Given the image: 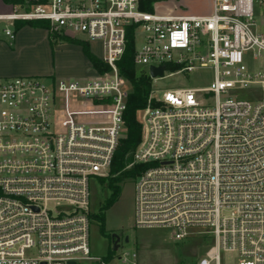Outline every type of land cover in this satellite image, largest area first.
I'll use <instances>...</instances> for the list:
<instances>
[{
  "label": "built area",
  "instance_id": "2783aa9c",
  "mask_svg": "<svg viewBox=\"0 0 264 264\" xmlns=\"http://www.w3.org/2000/svg\"><path fill=\"white\" fill-rule=\"evenodd\" d=\"M5 3L11 39L17 23L45 22L53 37L98 43L105 69L0 77V264H107L91 254L90 185L110 173L124 130L131 85L118 62L131 28L135 65L148 72L213 70L208 86L153 91L158 104L142 111L134 160L149 166L135 178V226L203 235L195 264L231 253V264H264V0H213L210 14L185 16L141 0Z\"/></svg>",
  "mask_w": 264,
  "mask_h": 264
},
{
  "label": "rangeland",
  "instance_id": "374dc122",
  "mask_svg": "<svg viewBox=\"0 0 264 264\" xmlns=\"http://www.w3.org/2000/svg\"><path fill=\"white\" fill-rule=\"evenodd\" d=\"M155 6V3H154ZM155 8V7H154ZM11 7L0 0V12L10 11ZM155 10V9H154ZM156 11V10H155ZM5 21L0 20V65H11L13 62L33 68L53 67L61 69H73L80 61L75 50L63 48L65 44H77L86 40L84 35H78L77 39L54 42L50 38V33L45 35L38 32H29L20 36L16 51V43L5 34ZM31 26L29 22L26 25ZM35 28V27H34ZM39 28V27H36ZM143 32L138 33V44L142 42ZM49 45V49L46 46ZM3 45V46H2ZM7 45L16 53L15 60H9L5 54ZM79 45V44H77ZM91 51L101 57L102 48L89 43ZM95 48V49H94ZM143 67V66H139ZM143 68L147 69L146 66ZM167 70L163 77L153 79V91L161 96L163 91L178 87H202L208 86L213 80V70L211 68H199L191 72H173ZM94 73L92 70L90 74ZM88 74V75H90ZM48 81L47 79H45ZM131 92L129 85L124 87L125 96L128 98ZM238 96H248L244 90L235 92ZM144 113H139V119L143 121ZM135 181L127 179L121 184V193L118 200L105 211V231H101L100 221L94 216L98 214L101 207L110 196V189L107 184H103L98 177L91 180L90 211L92 213L90 227V247L91 254L95 257L108 258L107 264H129L124 261L127 254L137 253L138 264H195L198 258L206 251L207 241L203 235H192L184 239H176L173 230L162 227L137 228L135 226ZM122 235L119 248L114 250L112 235ZM128 237V241L126 238ZM236 259L235 254H228L226 264H231ZM85 264H96L86 262Z\"/></svg>",
  "mask_w": 264,
  "mask_h": 264
},
{
  "label": "trees",
  "instance_id": "16d2710c",
  "mask_svg": "<svg viewBox=\"0 0 264 264\" xmlns=\"http://www.w3.org/2000/svg\"><path fill=\"white\" fill-rule=\"evenodd\" d=\"M9 2L10 0H4ZM155 0H141V9L148 12H154ZM27 22H19L16 28L26 25ZM32 27L46 28L47 24L41 21H31ZM50 38L54 42L68 40L62 37ZM76 40V39H71ZM88 59L92 67L97 71L105 69V65L101 58L95 55L86 41L77 42ZM136 53L135 29L131 28L128 33V44L126 51L118 62L121 73L129 80L131 92L127 100V109L124 114V130L120 137V142L116 150L110 173L101 177L100 181L107 184L110 189V196L105 204L101 207L98 214L94 216L100 221L101 231H105V211L109 209L118 200L121 193V184L127 179L136 178L137 175L145 170L149 164H138L134 160L135 153L142 141L143 130L142 123L139 119V113L149 105H157L158 103L151 98L153 92V78L147 69L135 65L134 57ZM172 69L174 67H171ZM108 260V258H107Z\"/></svg>",
  "mask_w": 264,
  "mask_h": 264
},
{
  "label": "crops",
  "instance_id": "0c3cea01",
  "mask_svg": "<svg viewBox=\"0 0 264 264\" xmlns=\"http://www.w3.org/2000/svg\"><path fill=\"white\" fill-rule=\"evenodd\" d=\"M155 12L165 15L173 16H185V15H207L210 14L213 10V0H155ZM16 37L14 42L16 43V51L18 47V40L20 36L25 35L29 32H38L48 37L49 33L42 28H34L32 26H25L22 28L16 29ZM3 43H0V45ZM94 47H101L98 43H91ZM3 46V45H2ZM46 46L49 49V45L46 42ZM5 54L9 60H15V52H13L10 47L4 45ZM63 48H72L76 51L80 63L73 69H61L53 67H44V68H33V67H24L15 62L11 65H0V77H15V76H39L45 79H56V78H79L85 77L91 73L93 70L92 64L86 54L84 53L82 47L77 44H65ZM95 49V48H94ZM98 56V55H97ZM100 57V56H99Z\"/></svg>",
  "mask_w": 264,
  "mask_h": 264
},
{
  "label": "water",
  "instance_id": "95a60500",
  "mask_svg": "<svg viewBox=\"0 0 264 264\" xmlns=\"http://www.w3.org/2000/svg\"><path fill=\"white\" fill-rule=\"evenodd\" d=\"M166 69V66H160V67H156V66H151L150 69H149V73H150V76L152 78H158V77H161L164 75V71ZM116 238V239H115ZM112 239H115L114 240V244H113V247H114V250H117L119 248V235H112ZM126 241H128V237L126 238ZM72 264H75L74 262H72Z\"/></svg>",
  "mask_w": 264,
  "mask_h": 264
},
{
  "label": "flooded vegetation",
  "instance_id": "af4514ba",
  "mask_svg": "<svg viewBox=\"0 0 264 264\" xmlns=\"http://www.w3.org/2000/svg\"><path fill=\"white\" fill-rule=\"evenodd\" d=\"M121 238H122V235H119V239L121 240ZM116 239V238H115ZM115 239H112V241L114 242V240ZM120 240H119V242H120Z\"/></svg>",
  "mask_w": 264,
  "mask_h": 264
}]
</instances>
